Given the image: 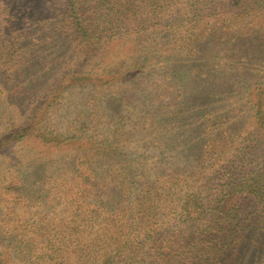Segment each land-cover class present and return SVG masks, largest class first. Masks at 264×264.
I'll use <instances>...</instances> for the list:
<instances>
[{
    "label": "rangeland",
    "instance_id": "obj_1",
    "mask_svg": "<svg viewBox=\"0 0 264 264\" xmlns=\"http://www.w3.org/2000/svg\"><path fill=\"white\" fill-rule=\"evenodd\" d=\"M96 2L82 0L76 25L68 0H0V264H150L187 222L210 225L217 200L254 208L264 98L260 119L248 95L264 89V40L223 34L232 17L174 42L171 12L137 3L124 24L160 29L134 35ZM258 232L233 264H264Z\"/></svg>",
    "mask_w": 264,
    "mask_h": 264
},
{
    "label": "trees",
    "instance_id": "obj_2",
    "mask_svg": "<svg viewBox=\"0 0 264 264\" xmlns=\"http://www.w3.org/2000/svg\"><path fill=\"white\" fill-rule=\"evenodd\" d=\"M112 1L97 0L95 11H99L100 17L106 19L109 23L112 21L109 18L117 17L118 23L126 28V31L133 30L134 35L140 36V34L149 32L150 29H153L150 32H156L160 29L157 28L160 27V23L150 24L148 19L142 16H136L137 18L131 22V26L124 24L129 13H125V11L137 3L138 6H149V12L156 13V16L162 14L160 12L162 7L171 12L172 20L164 24L163 27L172 35L174 42L179 40L190 42L209 35L213 29L204 26L201 28L204 19L208 20L207 24H210V19H215V22H232V17L235 21L237 20L240 26L237 30H232L233 25H222L220 30L224 32L223 34H237L248 36L251 40H256L255 37L264 40V0H115L113 3ZM121 1L124 2L125 6ZM81 2L82 0H68L67 3L71 17L77 21L76 25H79L83 20L80 16L84 15ZM178 2L181 3V7H178ZM225 7H230L232 9L230 11L234 12L235 10V13L230 12V16H224L221 20L210 18L213 16L211 14L212 9ZM168 12L165 15H168ZM246 16L251 20L242 21ZM159 19H163V17ZM244 22L249 25L245 26ZM217 39H222V37H217ZM262 45L264 44L262 43ZM175 46L180 47L176 43ZM188 46L189 44H187ZM155 48L161 49V44L156 42ZM256 85L258 86L259 82ZM250 92L248 95L250 97L249 101L253 110L256 109L257 114H261L258 116L261 119L263 110H261L262 108L258 102L264 98V89L259 91L258 87H253ZM258 121L252 124L253 130L257 132L260 128V122ZM249 154H252V152H249ZM259 176L261 178L248 179L247 189L245 190L246 195L251 196L255 202L252 210L239 212L235 209L228 212V210L223 209V202L220 199L217 200V205L211 209L210 220L212 223L210 225L201 228L197 226V223L187 222L184 227L186 232L180 230V239L177 242L172 245H161L158 250H152L151 256H149V261L152 260L150 264H155L156 259L164 257L167 251L169 255L172 254L173 256L168 260V262L171 261L170 264H233V260L240 256L241 251L244 250L241 247L243 243H246L249 239L250 241H257L253 236L250 237L251 233L258 236V230L264 231V171ZM184 215L189 216L190 214L185 212ZM164 248L166 252L163 251ZM136 252H141L139 247L136 248ZM101 263L109 264L105 261V258L101 260ZM162 263L166 262L162 261Z\"/></svg>",
    "mask_w": 264,
    "mask_h": 264
}]
</instances>
